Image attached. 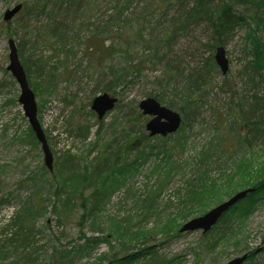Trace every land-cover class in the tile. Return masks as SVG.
I'll return each mask as SVG.
<instances>
[{
  "label": "trees",
  "instance_id": "16d2710c",
  "mask_svg": "<svg viewBox=\"0 0 264 264\" xmlns=\"http://www.w3.org/2000/svg\"><path fill=\"white\" fill-rule=\"evenodd\" d=\"M19 14L18 30H23L28 39L32 38L24 37L17 47L33 90L45 84L44 91L51 93L57 91L59 83L71 82L76 66L80 68L82 63H76L75 45L83 41L81 52L96 68V90L93 91L118 97L114 110L123 127L104 146L96 143L88 153L66 150L54 156L52 170L44 163L43 171L23 181L30 188V195L14 218L0 228V264H75L83 256L91 255L95 245L109 242L108 235L103 239L89 237L86 228L100 230L96 226L99 224L93 223L105 212L110 183L127 182L125 174L151 157L157 160L156 179L144 188L145 193L135 195L141 217L144 220L160 218L163 211L172 208L176 212L171 218L186 222L204 213L200 211V201L217 184L212 175L221 165L219 153L229 157L233 148L244 145L250 148L255 142L264 146V0H27L22 3ZM32 18L38 23L36 28L30 26ZM204 21L211 29L210 40L202 46L208 55L201 57L196 66L187 67L182 60L170 62L168 55L177 37ZM241 26L247 28V53L251 60L245 64V86L241 92H235L226 88L230 69L227 74L222 73L215 53L219 46L226 49ZM42 46L49 47L52 53L45 55ZM218 77H222V84ZM139 78L153 79L157 87L147 97L182 115V125L176 133L167 137L150 136L145 126L147 117L138 103L123 102L124 91ZM220 92L225 101L217 108L213 106L217 119L220 118L214 127L218 135L200 150L198 157L183 162L181 156L187 142L181 132L193 127L202 108ZM97 119L101 129L103 119ZM70 131H75L85 143L90 127L77 123ZM156 138L160 140L159 145L153 143ZM21 140L40 145L30 125ZM185 164L191 167V175L168 195V200L164 199L165 192L173 185L174 175ZM252 187L255 190L226 212L213 229L202 233L205 249L214 250L224 237L234 233L237 218L231 213L240 218L254 209L253 205L264 194V179ZM172 195L177 196L176 205ZM7 201L0 196V209ZM47 201L52 204L58 227L75 220L80 231L75 244L64 248L53 246L49 258L40 262L39 250L43 247L38 243L43 238L34 224L36 218L48 211ZM113 224L111 232L124 231L131 243L137 241L143 246L121 256L112 249L108 264H160L165 260L154 246L144 243L145 234H137L142 228L133 227L129 218L114 219ZM179 234L178 230L175 235ZM237 246L249 252L242 245ZM260 251L264 252V246L251 251L245 264H264V258H258ZM105 257L101 256L100 260Z\"/></svg>",
  "mask_w": 264,
  "mask_h": 264
},
{
  "label": "rangeland",
  "instance_id": "374dc122",
  "mask_svg": "<svg viewBox=\"0 0 264 264\" xmlns=\"http://www.w3.org/2000/svg\"><path fill=\"white\" fill-rule=\"evenodd\" d=\"M25 1L27 0H0V196L8 200L0 209V228L14 218L15 213L21 209L30 195L31 190L23 181H26L30 175L43 171L42 166L44 165L41 146L21 140L25 137L30 123L24 115L22 105L18 102L20 86L7 69L10 63L9 39L13 38L17 43H23V39L31 40L32 38L28 39L29 36L23 34V30H18L20 14L10 22V25H7L4 20V14L8 8ZM37 25L38 23L32 18L30 26L36 28L34 26ZM10 33L13 35L10 36ZM246 34L245 26L237 28L226 46L230 60L226 88H231L235 92H241L244 88L245 64L251 60V55L247 53L249 43ZM210 36L211 29L208 24L205 21L198 23L188 32H182L177 37L168 59L170 62L177 63L182 60L187 67L196 66L201 57L208 55L202 46L210 40ZM82 42H77L75 45L76 63H82L79 65L80 68L76 66L71 82L59 83L57 91L51 93L48 90L44 91L45 84L39 85V89L34 90L38 104V118L46 135L49 136V144L55 157L69 149L74 153H88L96 143L104 146L109 139L114 137L116 131L118 133L123 127L122 120L115 110L104 117V126L101 129L96 124L98 119L90 105L93 96L98 94L93 91L96 90V68L93 67L94 62L82 54ZM42 51L45 55L52 53L46 46H42ZM25 52L27 54V47ZM81 58L85 59L80 61ZM147 80L136 79L124 91L123 102L139 103L140 100L147 98L150 92H155L157 87L153 79ZM217 80L223 83L222 77H218ZM41 87L43 92L40 90ZM223 101H225L223 93L215 95L202 108L201 115L193 123V127L181 132L187 142V149L181 156L183 162L198 157L200 150L218 135L214 127L215 122L220 118L217 119L213 106L217 108ZM77 123L90 127L89 138L85 143L76 136L75 131H70L71 128L77 127ZM158 141L160 140L156 138L153 141L154 145H159ZM229 144L230 141H228ZM232 152L229 157L222 152L219 153L221 165L212 175L216 178L217 184L215 187H210L213 190L209 189L201 197L199 207L202 213L228 200L239 191L249 187L253 188L252 186L257 181L264 179V146L261 143L255 142L250 148L245 145L240 149L233 148ZM155 161H157L156 158L151 157L145 163L136 166L130 174H125L127 182L123 181L114 185L110 183V196L107 199L105 212L99 216L97 223H93L99 224L96 226L100 230L95 232L86 228L89 237L103 239L108 235L109 242L95 245L91 255L83 256L75 264H108V261L112 259L110 255L112 249L118 251L119 256L131 249V251H138V248L143 245L137 241L131 243L130 238L124 236V231L117 232V234L110 231V226L115 225L113 224L114 219L121 221L124 218H129L133 227L142 228L137 234H145L147 239L144 243H148L147 246H154L162 258H165L160 264H225L247 252L238 249L237 245H242L249 252L264 246V194L253 205L254 209L246 215L239 218L236 213H231L234 218H237L234 233L224 237L214 250L205 249L201 230L180 232L179 235H175L178 230L180 231L184 222L182 219L171 218L176 212L175 209L163 211L160 218L151 217L144 220L139 212L141 209L138 207V197L135 195L139 192L145 193L144 188L154 183L156 179L154 176H157L156 172L154 173ZM191 173V167L185 164L184 169L174 175L173 185L165 192L164 199L168 200V195L173 194L177 186L182 185L184 178L190 176ZM172 202L177 204V196L172 195ZM46 204L48 211L44 216L36 218L34 224L35 228L41 231L38 234L39 237L43 238L38 243L43 247L39 250L40 262H43L41 259L49 258L53 246L64 248L67 244H70L69 246L75 244L80 231L75 220L65 222L64 225L58 227L56 215L52 212V204L49 201ZM164 230L169 231L164 232ZM57 238L60 240L58 241ZM101 256L107 257L100 260ZM258 258L263 260L264 252H258ZM145 260L142 259V262Z\"/></svg>",
  "mask_w": 264,
  "mask_h": 264
},
{
  "label": "water",
  "instance_id": "95a60500",
  "mask_svg": "<svg viewBox=\"0 0 264 264\" xmlns=\"http://www.w3.org/2000/svg\"><path fill=\"white\" fill-rule=\"evenodd\" d=\"M22 9V3L15 5L6 10L4 20L9 21L16 16ZM9 60L10 63L7 69L12 73L20 86V95L18 102L22 105L24 115L28 119L37 140L39 141L43 154L45 165L52 170L54 164V155L50 148L46 133L38 118V104L35 92L30 86L27 73L21 62L16 41L13 38L9 39ZM215 60L225 75L230 69V61L224 46H219L216 49ZM118 102V98L109 93H101L97 95L92 102V109L98 114V118L102 119L108 112L112 111ZM139 108L144 115L150 116L151 119L146 123V130L150 136L161 135L167 136L175 133L182 124V115L167 106L161 104L153 97H147L139 102ZM254 189L249 188L242 190L233 195L228 200L213 207L205 214L191 218L183 224L180 231H196L202 230L206 232L210 230L221 218L238 201L247 196ZM249 253L238 256L225 264H243L249 257Z\"/></svg>",
  "mask_w": 264,
  "mask_h": 264
}]
</instances>
